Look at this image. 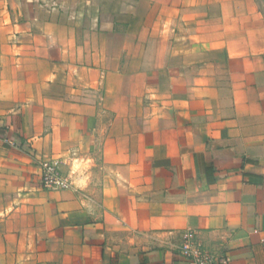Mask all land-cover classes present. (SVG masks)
<instances>
[{
	"label": "crops",
	"instance_id": "0c3cea01",
	"mask_svg": "<svg viewBox=\"0 0 264 264\" xmlns=\"http://www.w3.org/2000/svg\"><path fill=\"white\" fill-rule=\"evenodd\" d=\"M99 2L0 0V264H187L190 231L264 264V10L217 0L205 39Z\"/></svg>",
	"mask_w": 264,
	"mask_h": 264
},
{
	"label": "rangeland",
	"instance_id": "374dc122",
	"mask_svg": "<svg viewBox=\"0 0 264 264\" xmlns=\"http://www.w3.org/2000/svg\"><path fill=\"white\" fill-rule=\"evenodd\" d=\"M103 1L100 0L98 6L101 8L102 5L104 11L112 13L116 27L139 29L147 22H152L155 27L157 22L166 28L173 19L176 32L180 36L190 32L193 36L203 35L206 39V11H210V6L217 0H109L108 5ZM257 1L264 10V0ZM134 17L136 19L131 20ZM148 18L150 21H146ZM157 18H162V21Z\"/></svg>",
	"mask_w": 264,
	"mask_h": 264
},
{
	"label": "built area",
	"instance_id": "2783aa9c",
	"mask_svg": "<svg viewBox=\"0 0 264 264\" xmlns=\"http://www.w3.org/2000/svg\"><path fill=\"white\" fill-rule=\"evenodd\" d=\"M6 143L15 146L13 141ZM41 187L48 191H63L72 188L69 176L62 171V162L58 158H48L40 162ZM179 255L185 259L187 264H227V259L222 254L208 249L199 240L197 235L190 231L183 236L179 247Z\"/></svg>",
	"mask_w": 264,
	"mask_h": 264
}]
</instances>
